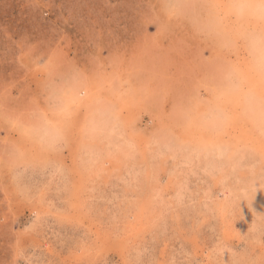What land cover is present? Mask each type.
Instances as JSON below:
<instances>
[{
    "label": "rangeland",
    "instance_id": "374dc122",
    "mask_svg": "<svg viewBox=\"0 0 264 264\" xmlns=\"http://www.w3.org/2000/svg\"><path fill=\"white\" fill-rule=\"evenodd\" d=\"M0 264H264V0H0Z\"/></svg>",
    "mask_w": 264,
    "mask_h": 264
}]
</instances>
